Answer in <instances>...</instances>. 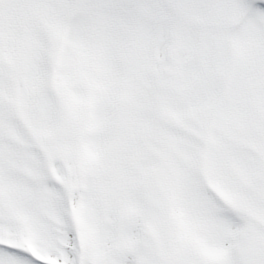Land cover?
Instances as JSON below:
<instances>
[{"label":"snow or ice","instance_id":"obj_1","mask_svg":"<svg viewBox=\"0 0 264 264\" xmlns=\"http://www.w3.org/2000/svg\"><path fill=\"white\" fill-rule=\"evenodd\" d=\"M0 264H264V0H0Z\"/></svg>","mask_w":264,"mask_h":264}]
</instances>
